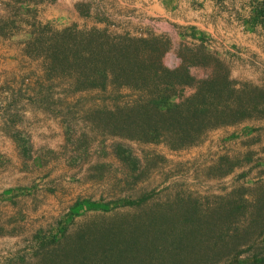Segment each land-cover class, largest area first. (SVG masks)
I'll return each instance as SVG.
<instances>
[{"label": "rangeland", "instance_id": "rangeland-1", "mask_svg": "<svg viewBox=\"0 0 264 264\" xmlns=\"http://www.w3.org/2000/svg\"><path fill=\"white\" fill-rule=\"evenodd\" d=\"M8 1L10 12L0 19V35L19 46L21 65L15 76L5 70L0 79V264H38L42 244L61 228L74 233L95 222L163 213L169 206L178 211L182 199H190L202 216L230 202L239 210L226 227L249 224L251 201L264 185V93L254 91L264 85L236 78L230 64L204 45L183 47L173 34L160 37L166 48L163 65L184 67L193 79L184 97L205 80L227 75L233 86L220 99L209 93L210 103L227 110L241 106L237 116L246 118L211 130L201 143L183 150L117 135L110 113L98 112L114 111L147 94L110 83L106 89H77L78 77L70 70L62 72L50 58L54 36L74 29L99 31L113 39L146 37L76 25L59 28L40 21L29 8L38 0ZM144 197L140 206H122ZM78 202L112 210L73 214ZM236 261L264 264V236L223 255L218 264Z\"/></svg>", "mask_w": 264, "mask_h": 264}, {"label": "trees", "instance_id": "trees-1", "mask_svg": "<svg viewBox=\"0 0 264 264\" xmlns=\"http://www.w3.org/2000/svg\"><path fill=\"white\" fill-rule=\"evenodd\" d=\"M262 6L264 16V1ZM54 38L50 58L62 72L70 70L78 77L77 89H106L110 83L147 94L114 111L98 112L110 113L114 134L183 150L201 143L211 130L246 118L237 116L241 106L227 110L210 103L209 93L220 99L233 86L227 75L205 80L198 91L184 97V89L194 86L193 79L184 67L163 65L166 48L160 37L113 39L95 30L66 29ZM254 91L264 93V89ZM146 200L126 201L122 206L136 207ZM251 203L249 224L235 229L226 224L236 218L238 207L228 202L202 216L190 199L178 202L179 214L169 206L165 214L152 211L146 216L95 222L74 233L64 227L42 244L38 264H218L223 255L264 236V185ZM79 210L112 209L78 202L72 212L79 214Z\"/></svg>", "mask_w": 264, "mask_h": 264}, {"label": "crops", "instance_id": "crops-1", "mask_svg": "<svg viewBox=\"0 0 264 264\" xmlns=\"http://www.w3.org/2000/svg\"><path fill=\"white\" fill-rule=\"evenodd\" d=\"M262 1L38 0L30 2L29 8L35 11L40 21L59 28L76 25L78 28L109 29L122 35L145 37L173 34L183 47L206 46L220 56L221 61L230 64L233 76L262 86L264 16L258 5ZM9 12V1L0 0V19ZM20 59L19 46L10 45L0 35L1 80L5 77V70H12L14 75V71L20 69ZM3 152L4 146L0 143L1 156ZM3 178L0 172V193L4 192Z\"/></svg>", "mask_w": 264, "mask_h": 264}]
</instances>
